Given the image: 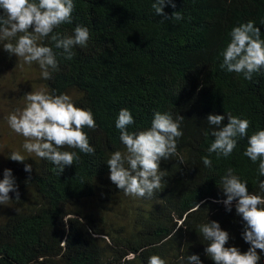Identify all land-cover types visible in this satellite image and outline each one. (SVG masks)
<instances>
[{
    "label": "trees",
    "instance_id": "16d2710c",
    "mask_svg": "<svg viewBox=\"0 0 264 264\" xmlns=\"http://www.w3.org/2000/svg\"><path fill=\"white\" fill-rule=\"evenodd\" d=\"M73 2L72 23L55 31L70 34L79 24L89 29V40L74 49L72 60L57 55L58 70L43 81L47 90L92 110L96 127L84 131L94 152L65 146L80 159L59 175L36 156L6 159L0 178L11 169L19 197L9 192L13 210L0 221V264H147L151 255L182 264L180 257L193 253L213 264L198 230L206 218L227 230L226 247L245 252L234 207L226 212L213 201L223 199L217 186L226 168L247 181V191L260 194L259 161L242 153L247 135L264 129V72L246 81L219 67V53L230 29L248 20L264 39V0H174L175 8H163L167 18L155 15L151 0ZM176 11L183 19H171ZM44 43L51 46L47 38ZM121 108L134 118L129 130L148 127L154 111L184 118L175 155L159 165L161 189L151 197L126 196L108 179V156L124 151L114 127ZM223 112L246 118L249 127L228 158L213 154L212 167L205 168L201 157L213 139L205 117Z\"/></svg>",
    "mask_w": 264,
    "mask_h": 264
},
{
    "label": "clouds",
    "instance_id": "9594fccd",
    "mask_svg": "<svg viewBox=\"0 0 264 264\" xmlns=\"http://www.w3.org/2000/svg\"><path fill=\"white\" fill-rule=\"evenodd\" d=\"M175 8L174 0H151L155 15H161L165 6ZM73 0H0V42L2 49L21 58L27 65L35 63L40 69V77L51 79L58 70L57 55L72 60L75 48L86 47L89 29L79 24L71 33L55 31L62 24L72 23ZM171 19H183L179 11L171 14ZM29 28L31 30L29 31ZM229 40L219 55V67L227 72L240 74L244 80H252L254 74L264 72V39L253 21L248 20L233 26ZM45 38L49 44L44 43ZM13 39L15 42L13 43ZM7 41V42H5ZM53 48L60 52H54ZM22 109L14 110L7 117L11 130L24 137L21 145L25 153L35 154L54 165L58 175L66 167L79 161L80 153L93 154L94 147L89 144L84 129H94L96 123L90 108L76 106L73 99L65 93L41 88L24 95ZM180 115L154 111L148 127L129 130L134 118L127 108L118 110L114 127L119 132V141L124 151L110 153L105 164L108 179L126 196L151 197L155 190L161 189L163 170L161 160H168L176 153V142L181 137ZM209 126L208 134L213 137L206 148L208 155L201 157L205 168L212 167L213 154L216 160L228 158L243 139L249 127L246 118L230 113L208 114L205 117ZM222 121H226L222 123ZM75 149L62 150L64 147ZM252 163H258V176L264 178V129H257L247 135V143L242 153ZM7 159L24 162L26 157L20 151H11ZM23 171L29 173L31 165L23 164ZM259 195L246 190L247 181L226 168L219 177L218 188L224 210L231 211L240 218V240L247 250L243 253L234 246H225L229 233L215 220L198 225L199 233L206 242L203 252L213 264H258L264 260V179L257 181ZM217 185V184H216ZM9 192L18 200L19 193L11 169L5 168L0 178V206H6ZM233 201L235 202L233 205ZM199 208V204H195ZM259 254V257L257 256ZM182 264H202L199 254L181 256ZM147 264H165L158 255H151Z\"/></svg>",
    "mask_w": 264,
    "mask_h": 264
},
{
    "label": "rangeland",
    "instance_id": "374dc122",
    "mask_svg": "<svg viewBox=\"0 0 264 264\" xmlns=\"http://www.w3.org/2000/svg\"><path fill=\"white\" fill-rule=\"evenodd\" d=\"M2 43L4 42H0V170L11 151H20L25 157L35 156L24 152L21 145L25 138L11 130L7 117L14 110L23 108L26 93L45 88L38 66L35 63L24 64L21 58L4 51ZM12 210L10 202L6 206H0V221Z\"/></svg>",
    "mask_w": 264,
    "mask_h": 264
}]
</instances>
